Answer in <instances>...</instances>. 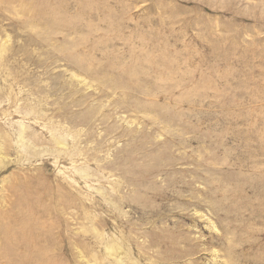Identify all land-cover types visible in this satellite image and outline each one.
<instances>
[{
  "label": "rangeland",
  "instance_id": "374dc122",
  "mask_svg": "<svg viewBox=\"0 0 264 264\" xmlns=\"http://www.w3.org/2000/svg\"><path fill=\"white\" fill-rule=\"evenodd\" d=\"M0 264H264V0H0Z\"/></svg>",
  "mask_w": 264,
  "mask_h": 264
}]
</instances>
